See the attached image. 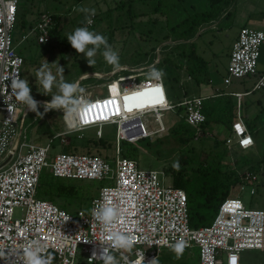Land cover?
Returning a JSON list of instances; mask_svg holds the SVG:
<instances>
[{
	"label": "built area",
	"instance_id": "obj_1",
	"mask_svg": "<svg viewBox=\"0 0 264 264\" xmlns=\"http://www.w3.org/2000/svg\"><path fill=\"white\" fill-rule=\"evenodd\" d=\"M18 4L19 0H0V251L5 253L0 264H21L19 257L10 258L9 249L20 251L22 247H32L33 241L45 246L43 254L51 258V264H102L99 258H92V253L99 252L101 242L108 243L110 231L131 234L136 240L130 251L108 247V254L115 257L117 264H158L160 253L170 250V245L179 239L185 241L186 250L198 251L199 264H233V261L240 264L242 252L264 251V210L251 209L238 197L246 187L250 195L256 194L257 179L253 173L242 176L231 188L210 225L192 229L185 192L167 184L164 171L141 170L136 160L120 154L121 141L136 143L167 134L164 114L170 111L197 129L195 139L210 136L202 129L206 121L202 111L206 98L185 97L177 103L171 102L163 78L149 77L153 66L128 69L129 74L125 76H113L103 83L101 95L81 88L83 91L76 95L86 107L80 113V126L76 130H67L62 112L64 130L45 144H34L23 135L31 111L10 95L9 87L12 78L22 79L24 64L22 56L16 53L12 37ZM51 26V15L41 14L31 30L38 44L49 43ZM263 45L264 31L241 27L231 47L224 82L229 85L231 79L252 78L254 83L249 92L232 94L237 98V105L231 127L233 139L225 141L228 151L232 147L245 150L254 146L243 121L240 100L252 92L264 91V73H259L257 68ZM148 87L160 89L163 95L160 104H143L137 98L125 106L124 97ZM138 104L142 106L137 107ZM105 126L115 127L116 151L111 160L73 153L52 156L54 138L64 147L68 144L67 136L79 133L80 138L88 129H97L96 137L101 138V129ZM245 139L250 143L243 144ZM44 170L64 180L109 183L98 189L89 210L79 209L71 214L53 202L37 198ZM233 191L236 193L231 197ZM105 197L120 212L113 228L108 230L91 216L93 207L104 202Z\"/></svg>",
	"mask_w": 264,
	"mask_h": 264
},
{
	"label": "rangeland",
	"instance_id": "obj_2",
	"mask_svg": "<svg viewBox=\"0 0 264 264\" xmlns=\"http://www.w3.org/2000/svg\"><path fill=\"white\" fill-rule=\"evenodd\" d=\"M189 0H19V22L16 23L13 31V44L16 49V53L22 56L26 61L22 70V79L26 80L29 87L32 89V96L37 101L40 100L50 101L53 94L57 93V88L54 86L49 95H43L37 89L36 73L47 64L48 69L56 77V81L63 80L68 83H79V88H87L89 92L94 94L103 93L102 85L106 80L117 78L118 75L125 76L129 74L128 69H138L143 67H151L149 63H146L150 58L159 51L160 62L165 57L173 58L172 47L167 49L159 47L164 44L167 37H172L174 34L181 31L182 26L177 29H172L176 19L168 17L172 12L174 14L184 15L183 7L186 8V4ZM264 5V0H262ZM205 0H201L200 4L204 5ZM246 0H235L236 8L243 10L242 5H246ZM95 9L94 25H87L85 22V14L78 11V8ZM177 10V12H176ZM40 12H47L49 14H57L58 16V30L59 36L54 38L53 43L40 45L36 41V37L29 33L28 26L32 24L35 19H38ZM93 17H91L92 19ZM187 19L188 16H183L181 19ZM85 22L84 26L90 28V31L104 34L112 31L113 43L111 47L119 55L118 69H114L113 66L106 63L102 56L103 50H98L97 54L93 57L96 61L94 66H90L85 59V54H79L72 48L67 40V36L72 33L76 28L81 27L79 24ZM93 21V20H92ZM226 22V21H225ZM177 23V22H175ZM93 25V27H91ZM234 27V26H233ZM236 32V28L232 29V36L227 39V34H218V38L209 42L207 39L214 38L211 32L204 34L196 46L202 49L201 54L206 57L207 60L213 64L217 62L218 72L211 80L209 77L204 80L193 82L192 84L184 83L183 79H179L177 83L169 82L171 98L168 99L177 103L183 99L185 91L188 92L189 88L194 87L195 93L203 94L212 92V88L221 93L227 94L236 89L250 90L252 85L248 82L250 80L245 79L244 84H240L239 80H230V84L227 86L224 80L227 78V72L225 73V56L221 55V52L232 44V37ZM24 37V40H21ZM91 47V46H90ZM216 59V60H215ZM172 60V59H171ZM63 67V70H61ZM127 68V69H126ZM122 70V71H121ZM180 76L185 75L184 70L179 72ZM250 79V78H248ZM78 81V82H77ZM244 81V80H243ZM216 87V88H215ZM188 88V89H187ZM157 89V88H156ZM160 90V89H159ZM147 94H152L151 89L145 90ZM161 92V91H160ZM264 91H258L256 95L260 97L258 93ZM264 96V95H263ZM148 97V95H147ZM250 98H244L242 101L243 117L248 119V124L251 126L252 136L256 138L259 145L264 149V107L258 108L256 119H254L253 109L250 108L251 104H248ZM163 101V99H162ZM264 103V99L262 101ZM208 102L205 101L206 105ZM264 106V104H263ZM39 112L42 116H37L36 113L31 112L25 121L23 135L32 141L34 144H45L48 140L55 137L57 134L64 130L62 123V110H50L45 112L43 107L39 108ZM222 116V113H217ZM164 123L167 130V134L162 137L154 138L151 140H145L136 142L135 145L138 148L136 161L138 167L141 170H154L158 173H162L169 166H173L174 163L181 165V157L183 160H194L197 164L201 155H211L220 151L223 147V141L227 136L226 126L221 124H209L208 127L202 126L205 133L210 136L199 137L195 139L197 129L188 125L189 130L183 132V122L178 117V114L174 111L166 112L164 115ZM150 127H156L154 124H149ZM214 133V134H212ZM101 134L104 135L107 142L115 141V127L105 126L101 129ZM187 136L188 140L182 143L179 140V135ZM75 134H71L66 137L70 145L74 140ZM77 138V143L83 145V142L87 138H93L97 136V129H88L83 131ZM76 138V137H75ZM53 148L51 150L52 156L59 153H70L66 146L62 147L59 144V140L53 139ZM82 148V147H81ZM228 151L225 155L222 163V170H236L238 163H236L237 157L240 154L239 149ZM215 150V151H214ZM94 152L95 150H91ZM116 151V149H115ZM114 151V154H115ZM214 151V152H212ZM103 156V154H101ZM105 155V154H104ZM107 156L112 158V152L109 151ZM261 158H264V150H262ZM253 166L249 165L237 170V175L241 178L246 174L252 173ZM255 169V168H254ZM255 172V171H254ZM256 176L257 182L255 185L256 194H249V187H246L239 193V199L251 209L264 210V168L258 167L257 171L253 173ZM168 180V181H167ZM72 183H80L81 187L90 186L94 187L93 197L98 196L99 187L108 184L109 182H97V181H71ZM167 184L171 185V180L166 176ZM236 191L231 192V197L235 195ZM89 193L86 190H80V209L89 210L90 203L88 202ZM73 211L77 209L76 204L72 205ZM17 219L20 217V212H15ZM196 250V249H195ZM194 250V251H195ZM185 251V250H184ZM194 256L182 255L181 264H199L198 251L196 250ZM174 254V253H173ZM175 255V254H174ZM241 264H256L260 261L264 262V251H244L240 254Z\"/></svg>",
	"mask_w": 264,
	"mask_h": 264
},
{
	"label": "trees",
	"instance_id": "obj_3",
	"mask_svg": "<svg viewBox=\"0 0 264 264\" xmlns=\"http://www.w3.org/2000/svg\"><path fill=\"white\" fill-rule=\"evenodd\" d=\"M208 3L209 9L206 12L196 13L183 20L180 25L172 28L174 30L177 28L179 29V27L182 26L183 29H181L180 33H176L177 37L183 39L191 38L195 35L198 27H200L201 25L216 21L223 14H225V17H227L229 14L226 13L227 9L234 3V0H208ZM19 11L20 9L18 8L17 17L19 15ZM44 13L47 12H40L38 15L40 16ZM50 15L52 18V26L49 31L50 41L48 44L53 43L54 38H57V36H59L57 22L58 16L57 14ZM96 18V15L92 18L93 25ZM17 19V22H19V17ZM19 23L21 24V21ZM84 24L85 22L82 21L79 26L85 27ZM93 25L91 27H93ZM113 34L114 33L112 31L104 34L110 46L113 43ZM183 47L185 48V51L188 52L187 56L191 58L190 62L184 66L185 72L188 74V76L193 77V79L197 83L199 80H204L206 78L207 72L206 61L198 54H196L195 50H186V45H183L181 48ZM100 50H103V47H101ZM25 61L26 60L24 59L23 67L25 66ZM158 68L163 73V81L164 85L166 86L167 98H171V89L169 86V82L172 83L173 81L177 83L178 75L175 74L172 69L178 68V66L175 67V64L168 56L165 57L163 61L159 62ZM222 110V116L219 121L221 123H224L222 125L226 126L228 132L226 138L223 141L224 144L222 149L220 151L216 150V153H213L212 155L211 153L205 156L201 155L197 164L194 163V160H183L181 157V165H179V171L175 170L173 166H169L164 170L167 178L171 180V186L173 188L183 190L186 194L189 225L192 229L205 227L212 223L220 205L229 196L231 188L236 186L241 181V178L236 173L237 170L252 165V173H255L258 167L264 168V158H261L262 150L264 149H262V147L256 140V147L240 150V154L238 155L235 163H238V167H236V170H222L223 159L228 153L227 147L225 146V141L231 132V127L235 119V116H233L234 106L231 102L227 101L226 106H222ZM180 111L181 109H178V113H180ZM210 115L211 114L206 113V121L203 126L205 125L206 127H208L211 119ZM181 122L185 123L183 120H181ZM183 125L184 127L182 131L185 133L189 130V128H187L186 123ZM246 125L249 133L253 134L250 124L247 123ZM72 134H75L76 136H74V140H72L73 142L70 145L66 146L68 152L73 154L98 156L107 161L111 160V158L107 156L109 151H111L112 155L114 156L115 141L112 145L111 142H107V140H105L104 135H102L101 138H87L84 140L83 145L80 146V144L76 142L79 133ZM178 138L182 143L188 140L186 134L179 135ZM145 140L149 141V139H142L138 142ZM91 150L95 151L92 152ZM119 150L120 154L123 157L136 160L138 148L136 147L135 143L121 141ZM101 154H103V156ZM93 189L94 187H81L80 183H72L70 180L53 177L48 170H44L40 176L36 196L38 199L53 202L60 209L73 214L80 209V190H86L89 193V196L87 198L88 202L91 203V201L95 198L92 195L93 192L91 194V191H93ZM74 203L76 204L77 209L73 211L72 205Z\"/></svg>",
	"mask_w": 264,
	"mask_h": 264
},
{
	"label": "clouds",
	"instance_id": "obj_4",
	"mask_svg": "<svg viewBox=\"0 0 264 264\" xmlns=\"http://www.w3.org/2000/svg\"><path fill=\"white\" fill-rule=\"evenodd\" d=\"M80 12L85 14V22L87 25L92 24L91 17L95 16V9L78 8ZM67 40L79 54H85V59L90 66H94L96 61L93 57L97 54V51L103 47L102 56L107 64L113 66L114 69L120 67L119 55L108 44L107 39L102 34L90 31L88 27H78L72 33L67 36ZM43 42V41H42ZM91 46V47H90ZM48 69V65L45 64L36 73L37 89L43 95H49L52 88H57V93L51 95L50 101L39 102L32 96V89L26 80L20 78H12L9 85L11 92L10 95L14 96L16 101L26 106L28 111L34 112L37 116H42L39 112V108L43 107L45 112L50 110H62L64 120L69 132L76 130L80 126L79 116L81 111L86 107L82 103L81 99L76 95L78 91H83L79 88L78 83H68L60 80L56 81V77ZM63 70V67H61ZM150 78L160 79L163 76L162 71L152 68L148 73ZM138 94V93H137ZM136 95L130 96L135 97ZM131 101H135V98ZM4 103L8 106L11 112V107L8 105L7 98H4ZM173 168L179 171V163H174ZM92 220L104 229L108 230L113 228L114 224L120 216V212L107 202V197L104 198V202L100 205L93 207L91 210ZM136 243L135 237L131 234L123 233L120 231H110L108 233V243L101 242V248L99 252L96 250L92 253V258H99L102 264H117V261L113 255L108 254V247L115 250L130 251ZM43 247L35 241H33L32 247H22V250L16 251L9 249L10 258L14 256L16 259L19 257L21 264H51V258L46 257L43 254ZM186 244L183 239L176 240L175 243L170 245V250L179 259L184 250ZM5 258V253L0 251V259ZM127 260V257H123ZM235 264V261H233Z\"/></svg>",
	"mask_w": 264,
	"mask_h": 264
},
{
	"label": "crops",
	"instance_id": "obj_5",
	"mask_svg": "<svg viewBox=\"0 0 264 264\" xmlns=\"http://www.w3.org/2000/svg\"><path fill=\"white\" fill-rule=\"evenodd\" d=\"M200 2H201V0H189L186 4V8L185 7L182 8V10L184 11V15H182V16L180 15V12H178V14L177 13L174 14V12L173 13L171 12L168 15V17L176 19L175 22H177V23L174 22L173 27L180 25L181 22L183 20H185V18L181 19V17H183V16L187 15L188 17H190L196 13L206 12L209 9L208 0H205L204 5H201ZM245 4H246L245 6L242 5V8L244 7L243 10H240V8L238 10V8H236L235 4L234 5L232 4L227 9L226 13H229L227 17H225V14H223L218 20L212 21L208 24L201 25L200 27H198L195 35L192 36L191 38L183 39V38L177 37V35L174 34L172 37H167L165 39L166 42H164V44H162L159 47V50H160V48H164V46L165 47L168 46L167 49H170L172 47V49H173V52H172L173 56L172 57L173 58H171V59H172V62L175 64V67L178 66V68H174L172 70L175 74L178 75L179 79L180 78L183 79L185 84L186 83L192 84L193 82H195V80L193 79V77L188 76V74L185 72L184 66L190 62L191 58L187 56L188 52L185 51V48L184 47L181 48L183 45H186V50L187 49L195 50L196 54H198L200 57H202L206 61L207 72H206V78L205 79L207 80V78L209 77V79L211 80L212 78L215 77V75L218 72L217 62H215L213 64L211 61L207 60L206 57L204 55H202L200 52V51H202V49L200 47L198 48L196 46V42H198L204 34L211 32L212 35H214L213 39H211V38L207 39L209 42H213V40H216L218 38L217 37L218 34L222 35L223 33L227 34L228 35L227 39H229L232 36V34H230V33L232 32V29L235 27L236 32L231 39V40H233L232 41V44H233V42L236 40L238 31L241 27H247V28H251L254 30H258V31H264V5H263L262 0H246ZM176 12H177V10H176ZM36 22H37V20L35 19V21H33L32 24H29V26H28V28H30L29 33L33 29ZM178 33H180V31H178ZM21 40H24V37ZM232 44L230 45V42H229V47L228 48L225 47V49L221 52V55L224 54L225 61H226L225 73L227 72L228 59H229V54L231 51ZM177 47H179V48H177ZM159 59H160V56H159V51H158L146 63L150 62V65L153 66L152 68L160 70L158 68V64L160 62ZM257 68H258L259 73H264V45L261 47V53H260V58L258 61V67ZM181 70H184L185 75L180 76L179 72H181ZM162 78H163V76H162ZM247 80H250L248 82L250 85H252L254 83V79H252V78L247 79ZM244 82H245V80L244 81L242 80V82H240L239 86L241 84H244ZM78 85H79V83H78ZM244 88L242 90L236 89V90L231 91L227 94L221 93L220 91H216L214 88H212L211 89L212 92L199 94V93H195L193 91L194 87H192L189 89L187 88L188 92L185 91L183 98H185V97H203V98H206L205 101H207L208 103L205 105L204 104L205 101H204L203 102V109H202L204 116L206 117V113L211 114L210 115L211 119H210L209 124H221V122L219 121L221 116L217 115V113H222L223 112L222 106H226V102L229 101L234 106V115L233 116H235L237 98L232 96V94H237V93L240 94V93H245V92L250 91V90L247 91ZM257 92H252L250 95H247V96L241 98V100H240V103H242L244 98H250L251 96H253L251 99L248 100V104L249 105L251 104L250 108L253 109L254 119H256L255 114L257 115V113L259 111L257 109L258 108L263 109L261 107H264L263 106L264 103L262 102L264 99V96H263L264 94L262 95L261 94L262 92H260V93H258L260 95V97H258V95H256ZM166 93H167V91H166ZM97 94H99V93H97ZM99 95H101V94H99ZM241 114L243 117L242 104H241ZM178 117H179V115H178ZM179 118L184 121V119H182L181 117H179ZM164 121H165V119H164ZM234 121H235V119H234ZM243 121L245 124L248 123L247 118L243 117ZM212 134H214V133H212ZM251 136H252V134H251ZM228 138L233 139L232 129H231V132L228 135L227 139ZM252 138L254 141V146L252 148H254V147H256L257 142H256V138H254L253 136H252ZM38 145H40V144H38ZM194 250L195 249H189V250L185 249V251L183 252L182 255H184L185 257L189 256V258H192L194 256L193 252L196 251V250L195 251ZM190 256H192V257H190ZM181 259L182 258L177 259L171 250H164L160 253V257L158 259V264H181L182 263ZM240 264H241V261H240ZM256 264H264V262L260 261V259H259L256 262Z\"/></svg>",
	"mask_w": 264,
	"mask_h": 264
},
{
	"label": "bare ground",
	"instance_id": "obj_6",
	"mask_svg": "<svg viewBox=\"0 0 264 264\" xmlns=\"http://www.w3.org/2000/svg\"><path fill=\"white\" fill-rule=\"evenodd\" d=\"M114 89H115V86L112 87V89H111L112 92H113ZM148 89L154 90L156 88H154V87L144 88L141 91H139L138 93H142V92H144L145 90H148ZM147 95H148V97H147ZM147 95H144L142 97H138L143 104H148V103H150V104H160V103L156 102L157 100L161 99V96L158 93L153 91L152 94H147ZM162 99H163V95H162Z\"/></svg>",
	"mask_w": 264,
	"mask_h": 264
},
{
	"label": "snow or ice",
	"instance_id": "obj_7",
	"mask_svg": "<svg viewBox=\"0 0 264 264\" xmlns=\"http://www.w3.org/2000/svg\"><path fill=\"white\" fill-rule=\"evenodd\" d=\"M152 91H155L156 93H158V94L161 96V99L156 101L157 103H161V102H162V93L160 92V90L157 88V89H154V90H152ZM144 95H147V92L138 93V94H136L135 97H130V96L124 97V100H125V102H126V105H125V106L127 107V102H128V101H131V100H133L134 98H135V100H136L138 97H142V96H144ZM141 106H142V105H139V104L137 105V107H141ZM128 110H131V109H128ZM249 143H250L249 140H247V139L243 140V144L247 145V144H249Z\"/></svg>",
	"mask_w": 264,
	"mask_h": 264
}]
</instances>
